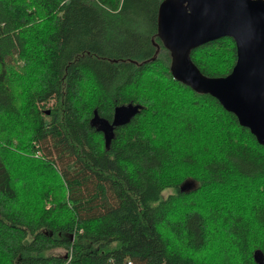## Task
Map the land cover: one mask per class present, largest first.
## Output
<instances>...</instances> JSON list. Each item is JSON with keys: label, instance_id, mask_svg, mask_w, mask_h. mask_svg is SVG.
I'll return each mask as SVG.
<instances>
[{"label": "trees", "instance_id": "1", "mask_svg": "<svg viewBox=\"0 0 264 264\" xmlns=\"http://www.w3.org/2000/svg\"><path fill=\"white\" fill-rule=\"evenodd\" d=\"M163 1L0 0V264H264V145L173 78Z\"/></svg>", "mask_w": 264, "mask_h": 264}, {"label": "water", "instance_id": "2", "mask_svg": "<svg viewBox=\"0 0 264 264\" xmlns=\"http://www.w3.org/2000/svg\"><path fill=\"white\" fill-rule=\"evenodd\" d=\"M158 35L171 53L173 78L214 97L264 145V0H164ZM224 37L236 43V63L227 76H206L191 52ZM134 110L115 108L110 129L126 124Z\"/></svg>", "mask_w": 264, "mask_h": 264}, {"label": "built area", "instance_id": "3", "mask_svg": "<svg viewBox=\"0 0 264 264\" xmlns=\"http://www.w3.org/2000/svg\"><path fill=\"white\" fill-rule=\"evenodd\" d=\"M37 156L40 157L42 154L40 152L37 153ZM128 264H133L132 262H128Z\"/></svg>", "mask_w": 264, "mask_h": 264}]
</instances>
